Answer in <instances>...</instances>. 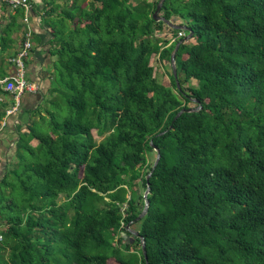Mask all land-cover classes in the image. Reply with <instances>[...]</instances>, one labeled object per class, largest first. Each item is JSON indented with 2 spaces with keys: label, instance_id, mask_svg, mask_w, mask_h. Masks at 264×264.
<instances>
[{
  "label": "trees",
  "instance_id": "trees-1",
  "mask_svg": "<svg viewBox=\"0 0 264 264\" xmlns=\"http://www.w3.org/2000/svg\"><path fill=\"white\" fill-rule=\"evenodd\" d=\"M159 2L50 0L53 85L1 168L0 264H264V0L164 2L196 41L176 53L181 89L170 60L188 32L153 19Z\"/></svg>",
  "mask_w": 264,
  "mask_h": 264
},
{
  "label": "crops",
  "instance_id": "crops-1",
  "mask_svg": "<svg viewBox=\"0 0 264 264\" xmlns=\"http://www.w3.org/2000/svg\"><path fill=\"white\" fill-rule=\"evenodd\" d=\"M29 1L31 3L29 18L30 26L33 31V49L27 60V74L31 81L39 84L40 91L36 94L27 93L23 95L20 111L8 119V125L0 133L1 168L4 167L6 160H12L19 133L27 129V124L31 119L37 118L39 112L43 115L45 114L46 100L50 96L49 90L53 85L51 77L52 63L56 58L51 55V50L53 49L51 41L53 37L50 34L48 23L49 20L56 19L57 14L51 16L46 15V13L53 8L52 5L49 4L50 0ZM74 1L75 0H56V3L62 7L68 5L71 7ZM59 12H61V10ZM24 17L25 11L22 8L11 9L9 7H2L0 37L1 29L12 26V30L9 36L10 41L8 42L9 46L7 51L3 55L0 54V80H2L4 73H7L8 77L14 74V67L10 64L9 59L17 53L23 40L26 30ZM178 23L181 22L179 21ZM164 85L167 86L166 84ZM0 99V111L4 114L11 106L13 99L11 95L6 93L2 88L0 89ZM3 118L4 117L0 118V126Z\"/></svg>",
  "mask_w": 264,
  "mask_h": 264
},
{
  "label": "built area",
  "instance_id": "built-area-1",
  "mask_svg": "<svg viewBox=\"0 0 264 264\" xmlns=\"http://www.w3.org/2000/svg\"><path fill=\"white\" fill-rule=\"evenodd\" d=\"M7 7L11 9L23 8L25 11L24 23L26 30L23 36L21 45L17 53L9 59L10 64L14 67V74L10 77L0 80L1 88L11 95L13 102L6 110L2 124L0 126V133L8 125V119L20 111L23 95L36 94L40 91V86L36 82L31 81L27 74V60L33 49V31L30 26L29 11L31 10V3L29 0H3ZM2 16V7L0 6V17ZM184 33L179 32L178 37H183ZM172 42L175 38L168 36ZM1 100V99H0ZM1 170V161H0ZM1 240V237H0Z\"/></svg>",
  "mask_w": 264,
  "mask_h": 264
},
{
  "label": "water",
  "instance_id": "water-1",
  "mask_svg": "<svg viewBox=\"0 0 264 264\" xmlns=\"http://www.w3.org/2000/svg\"><path fill=\"white\" fill-rule=\"evenodd\" d=\"M166 0H160V2L158 3V6L155 10V12L153 13V19L156 21V22H164L168 27L174 29V30H183V31H186L188 32V35L183 39V40H180L172 55H171V67H172V72H173V75H174V78L176 80V84H177V87L178 89H181V86L178 82V74H177V67H176V62H175V59H176V53L178 51V48L180 47V45L184 42H188L191 40V38L193 37L194 35V32L192 31V29L188 26H184V25H174L171 21L169 20H166L162 15H160V11L162 9V6L164 4ZM194 103L198 105V107H191V108H188V109H182L181 111H179V113L176 115L175 117V120L176 121L178 118L181 117L182 114L184 113H193V112H197L199 110H201V104L194 100ZM170 129H172V127H170ZM164 134V133H162ZM154 151L157 153V157H156V160H155V163L153 165V169L152 171L149 173V175L147 176V182L149 181V178L150 176L152 175L153 171L155 170L156 166L158 165L159 163V159H160V151L159 149H157L156 147L153 148ZM150 193V187H149V182H148V185H147V190L145 191V194H144V198H145V205H144V208L141 212V214L132 222H130L127 226H126V230L129 231L134 237H137L139 238L140 235L137 231L133 230L132 229V225L136 224L137 222H139L140 220H142L148 213V208H149V201L147 200L148 198V195ZM125 235V233L123 234ZM141 239V242H142V251H143V254H144V257H145V260L147 261V256H146V245H145V242H144V239L143 238H140ZM148 264V262H147Z\"/></svg>",
  "mask_w": 264,
  "mask_h": 264
},
{
  "label": "rangeland",
  "instance_id": "rangeland-1",
  "mask_svg": "<svg viewBox=\"0 0 264 264\" xmlns=\"http://www.w3.org/2000/svg\"><path fill=\"white\" fill-rule=\"evenodd\" d=\"M160 15H163L162 13H160ZM183 22V25L184 26H187L188 22L187 21H182ZM167 32V30H166ZM157 35H160L162 36L163 34L161 33H158ZM169 37L172 36V33H169L168 35ZM167 36V37H168ZM173 37V36H172ZM163 38V37H162ZM190 44H194L196 43L195 39H191ZM159 56L158 55H153L152 58H151V65L156 69V72H157V76H158V79L160 80L161 83H164L167 85V87H171V81L169 79V74H170V65L166 64L165 66L161 63V61L159 60L158 58ZM190 86H197V83L196 81H191V83L187 84V87H190ZM196 105L194 103H191L189 105V107H195ZM97 140H99L97 137H96ZM148 158H149V165L151 166V164L154 162L155 160V153L152 152L148 155ZM134 190L136 191V194L137 195H144L145 194V190H144V187L142 185V183L140 181L136 182L135 183V187H134ZM130 193L128 194V197H129ZM61 201L63 200V198L60 199ZM140 203H142V201H140ZM132 229L136 230L138 229V225L137 224H134L132 226ZM129 241L131 242L133 248H132V251H136L139 249V246H137L136 244V241L133 237H130L129 238ZM111 263L110 264H116L113 260L110 261Z\"/></svg>",
  "mask_w": 264,
  "mask_h": 264
},
{
  "label": "bare ground",
  "instance_id": "bare-ground-1",
  "mask_svg": "<svg viewBox=\"0 0 264 264\" xmlns=\"http://www.w3.org/2000/svg\"><path fill=\"white\" fill-rule=\"evenodd\" d=\"M177 24V23H176Z\"/></svg>",
  "mask_w": 264,
  "mask_h": 264
}]
</instances>
